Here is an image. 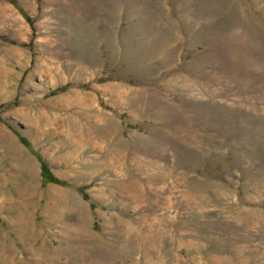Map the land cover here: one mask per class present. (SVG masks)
Instances as JSON below:
<instances>
[{
	"label": "rangeland",
	"instance_id": "rangeland-1",
	"mask_svg": "<svg viewBox=\"0 0 264 264\" xmlns=\"http://www.w3.org/2000/svg\"><path fill=\"white\" fill-rule=\"evenodd\" d=\"M263 11L0 0V264H264Z\"/></svg>",
	"mask_w": 264,
	"mask_h": 264
},
{
	"label": "crops",
	"instance_id": "crops-1",
	"mask_svg": "<svg viewBox=\"0 0 264 264\" xmlns=\"http://www.w3.org/2000/svg\"><path fill=\"white\" fill-rule=\"evenodd\" d=\"M260 18H262L261 27H262V33L264 34V11H263V13H262ZM261 50H262V54H264V42H263ZM262 62H263L262 63V66H263V69H262V72H263L262 73V75H263L262 76V82H263L262 88H263V92H264V56H263V61ZM263 97H264V94H263Z\"/></svg>",
	"mask_w": 264,
	"mask_h": 264
},
{
	"label": "trees",
	"instance_id": "trees-1",
	"mask_svg": "<svg viewBox=\"0 0 264 264\" xmlns=\"http://www.w3.org/2000/svg\"><path fill=\"white\" fill-rule=\"evenodd\" d=\"M45 173V171H43Z\"/></svg>",
	"mask_w": 264,
	"mask_h": 264
}]
</instances>
